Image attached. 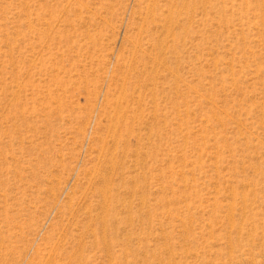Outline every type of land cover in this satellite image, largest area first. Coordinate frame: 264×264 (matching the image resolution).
Wrapping results in <instances>:
<instances>
[{
	"label": "rangeland",
	"instance_id": "1",
	"mask_svg": "<svg viewBox=\"0 0 264 264\" xmlns=\"http://www.w3.org/2000/svg\"><path fill=\"white\" fill-rule=\"evenodd\" d=\"M0 264H264V0H0Z\"/></svg>",
	"mask_w": 264,
	"mask_h": 264
}]
</instances>
